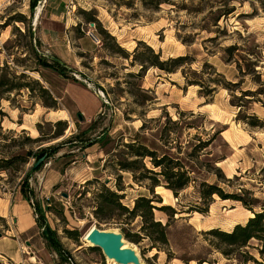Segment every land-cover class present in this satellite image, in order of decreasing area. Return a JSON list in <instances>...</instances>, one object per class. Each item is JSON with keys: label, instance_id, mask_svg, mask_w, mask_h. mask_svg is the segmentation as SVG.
Segmentation results:
<instances>
[{"label": "rangeland", "instance_id": "374dc122", "mask_svg": "<svg viewBox=\"0 0 264 264\" xmlns=\"http://www.w3.org/2000/svg\"><path fill=\"white\" fill-rule=\"evenodd\" d=\"M34 1L31 9V0H0V25L14 15L24 16L40 42V53L48 60L56 58L63 63L66 73L61 77L41 70L43 79L30 73L50 91L57 102L56 110L44 108L26 92L14 100L27 107L26 112L12 108L8 101L1 102L0 158L24 155L28 150L35 152L71 135L89 139L83 146L102 137L104 142L84 148L68 144L29 176V188L34 191L35 199L43 207H52L50 212L43 210L45 220L71 261L68 258L63 261L55 253L42 249L41 243L45 245V241L36 225L31 233H38L37 236L29 239L27 245L21 238L12 247L11 235H16V225L10 208L22 200L21 180L35 160L29 157L25 165L15 163L8 170L0 171V251L15 256V261L0 257V264H108L101 252L87 247L82 238L92 227H121L113 221L100 222L94 217L92 193L103 183L112 191H116V183L121 184L124 190L118 194L122 195L121 203L129 209L137 198L153 197L146 187L133 183L129 173L117 172L107 165L117 145L133 139L159 152L174 154L178 150L182 158L199 141H210L197 159L188 162L195 181L177 198L163 187L155 188L154 195L162 203L154 205L170 206L176 214L169 218L164 212L153 211L154 220L167 225V245L151 248L147 239L139 244L127 240L138 249L141 260L146 264H238L212 249L205 233L212 229L231 231L235 225L244 224L251 213L240 203L222 201L217 196H213L204 214L186 211L191 207L203 208L197 194L201 182L217 185L225 194L246 191L264 204V129H252L236 121L238 109L230 105L227 91L219 88L212 98L206 99L198 94L199 87H185L180 71L165 74L149 68L140 78L137 76L139 65L131 62L137 43L142 42L155 54L159 53L161 60L187 56L193 70L206 62L225 80L240 82L241 91H254L258 84L252 82V77L240 76L235 64H225L220 57L224 56L223 48L237 45L240 57L257 61L255 71L264 86V2L237 0L234 11L214 27L221 9L220 0H205L204 12L197 16L184 10L187 7L193 11L196 0H165L170 4L163 3L158 8L151 1L143 0ZM202 26L209 32L198 29ZM14 27L21 32L25 30L21 23H15ZM12 29V24L6 28L0 26V48L12 40L19 48L18 53L13 49L14 57L25 58L27 40L16 33L13 35ZM100 30L114 41L102 37ZM90 33L100 40L98 46L92 43ZM116 45L129 59L114 54ZM3 59L0 55V60ZM236 61L244 69L238 57ZM100 107L101 111L94 116ZM79 113L81 121L77 117ZM248 113L264 119V107L260 104L249 105ZM167 117L179 121L176 133L170 136L174 142L160 134ZM57 121L67 124L61 139L26 142L27 137H39L37 124L48 135L55 129L47 123ZM219 131L222 132L217 134ZM146 163L150 167L147 160ZM215 169L227 181L219 179ZM86 181L92 183L87 186ZM32 219L35 221L34 214ZM139 225L140 219H136L129 228L138 231ZM64 230L78 231L77 242L69 239ZM250 245L253 248L248 251L258 259L254 250L256 242Z\"/></svg>", "mask_w": 264, "mask_h": 264}, {"label": "trees", "instance_id": "16d2710c", "mask_svg": "<svg viewBox=\"0 0 264 264\" xmlns=\"http://www.w3.org/2000/svg\"><path fill=\"white\" fill-rule=\"evenodd\" d=\"M143 1H151L155 4V8H158L159 5L163 3L170 4L165 0ZM196 1L197 3L193 11L184 7V10L195 16L203 14L204 9L202 6L205 0ZM259 1L264 2V0ZM235 2H237V0H220L221 9H219V16L214 20L212 26L217 27V23L221 18H226L234 11ZM30 5L31 9H33L35 1L31 0ZM15 23L23 24L25 30L21 32L17 27H14ZM10 24L13 25V35L16 33L17 36L25 38L28 46L25 51V58L20 59L15 58L14 53H12L13 49H16L17 53L19 51V48L16 45H13L14 42L12 40H7L2 45V48H0V55L4 58L3 60H0V116H3L1 108V102L3 100L10 102L12 108L19 109L21 112H26L28 110L24 105L18 104L14 101L22 92H26L29 97L35 98L44 108L56 110L57 102L51 95L50 91L44 87L40 80L33 79L30 76V73H36L34 74L36 78L40 76V78L43 79L41 70H49L63 77L66 73L65 66L61 65L56 58L48 60L40 53V42L33 37L32 29L27 25L24 16L20 14L14 15L9 22H5L0 26L1 28H6L10 26ZM198 29L209 32V30L204 29L203 26ZM99 34L102 37L114 41L113 37H110L105 31L100 30ZM141 48L143 50H141ZM222 51L224 56L220 57L221 61L229 65L235 64L240 76L252 77V82L258 84L257 89L254 91H241L240 87L242 84L240 82H230L225 80L222 74L217 73L216 69L206 62L199 68L193 70L189 66V58L187 56L161 60V55L159 53L155 54L150 47L142 42L137 43V46L133 51V62H131V64L135 63L139 65L137 76L140 78L149 68L157 69L165 74H173L180 71L185 87H199L198 94L206 99L212 98L219 88L223 89L230 95V105L238 109L236 121H240L252 129H264V119L261 120L254 114L248 113L249 105L253 103L260 104L264 107V86L260 82V74L255 71L257 61H250V59L240 57V48L237 45H230L223 48ZM114 54H117L124 59H129L130 57L117 45L115 46ZM146 55L148 57H146ZM237 57L244 63V69L239 65V61H236ZM178 122L179 121H171L170 118L167 117L166 124L162 126L160 134L163 135L164 138L171 140L170 136L176 133V129L179 126ZM47 124L52 126L55 130L48 135H45L41 131V125L37 124L36 130L39 133V137L35 139L27 137L25 139L26 142L36 143L53 141L61 139L64 136V132L67 129V124L64 121ZM169 124L170 126L168 127ZM187 126L188 128H191L190 125ZM143 128L144 126L141 127V129ZM1 131L2 127L0 125V134ZM24 132L25 131L22 130V133ZM221 132L222 131H219L217 134H220ZM79 137L80 136L71 135L67 138H63L54 145L38 148L35 152L28 150L24 155L16 154L11 155L10 157H1L0 171L8 170L15 163L25 165L28 163L29 157H32L35 160V163L43 158V161L33 170V172H37L62 147L72 144L74 145L73 147L77 148V145L83 146L85 143L84 141L89 140H81ZM103 142L104 139L102 137L97 141L87 142V146L81 148L89 147L96 143H101L103 145ZM171 142H174V140H171ZM209 144L210 141H199L197 144L193 145L190 151L182 158L180 157L181 152L178 150L174 154L166 151L159 152L156 149L149 148L147 145L136 139H133L128 143L121 142L117 145V148L115 149L116 153L111 155V160L107 162V165H111V167L117 172L129 173L133 183L146 187L153 197H139L134 201L133 207L129 209L121 203L122 195L118 194L124 190L121 184H115L116 191H112L106 187L104 183L100 184V189L92 193L94 200L92 212L94 217L100 222L113 221L114 223L119 224L121 232L131 243L139 244L144 239H147L151 248H155L159 245H167V225H162L160 222L155 221L153 211L157 210L164 212L169 218H172L176 214V211L170 206L156 207L154 203L161 204L162 201L157 195H154V190L157 187H163L164 189L169 190L172 195L177 198L181 191L185 190L195 181L193 178V170L188 166V162L191 159H197L199 153L207 148ZM146 160L150 167H147ZM191 162L194 163L193 160ZM215 171L219 179L227 181L219 169H215ZM29 172L26 173L21 180L20 194L22 200L27 202L33 209L36 226H39L41 230L46 250L50 253H55L63 261H66L67 258L68 261H71V258L67 257L66 253L62 251L61 243L56 233L50 229L45 220V212L43 210L46 208L45 210L50 212V208L52 207L48 205L45 207L41 206L40 202L35 199L34 191L29 188ZM118 179H120V176H118ZM95 182L98 183L97 181ZM91 183L92 181H86L85 185L88 186ZM241 192V194H225L217 185L201 182L198 184L197 194L203 208L191 207L186 213H206L208 207L213 201V196H217L222 201L230 200L240 203L244 209L252 214V217H249L244 224L235 225L231 231L212 229L207 231L205 235L209 237L210 247L218 251L228 260L234 259L238 264H247L249 262H252L253 264H264V204H261L259 200L251 197L248 192ZM58 212L61 211L59 210ZM136 219H140V225L138 226V231H133L129 226ZM64 233L69 239L77 242L79 237L78 231L64 230ZM251 242H256L257 244L254 247V250L257 252L258 259L248 251L249 248H253L250 245Z\"/></svg>", "mask_w": 264, "mask_h": 264}, {"label": "water", "instance_id": "95a60500", "mask_svg": "<svg viewBox=\"0 0 264 264\" xmlns=\"http://www.w3.org/2000/svg\"><path fill=\"white\" fill-rule=\"evenodd\" d=\"M33 37L35 38L34 33ZM59 63L64 66L60 61ZM77 117L80 121L82 120L81 114H78ZM42 161L43 158L34 164L29 172V176ZM63 196L67 197L66 195ZM83 237V242L88 244L87 247L99 250L108 264H146L141 260L138 249L127 241L120 229H99L92 227Z\"/></svg>", "mask_w": 264, "mask_h": 264}, {"label": "crops", "instance_id": "0c3cea01", "mask_svg": "<svg viewBox=\"0 0 264 264\" xmlns=\"http://www.w3.org/2000/svg\"><path fill=\"white\" fill-rule=\"evenodd\" d=\"M100 111H101V107L98 108V111L94 114V116H96ZM10 214H12L13 217L15 218V225H16V231H15L16 235H11V238H12L11 240L14 244V245H12V247L14 248L16 242H18V240L21 238L25 239L24 242L27 245V241L29 239L34 238L35 236L38 235V233H34V234L31 233L34 230L33 226L36 225V222L33 221V219H32V214H33L32 208L30 207V205L27 202H25L23 200H18V202H16L15 204H13L11 206ZM19 224L21 227L20 229L18 228ZM41 245H42V249L46 250L45 245H43V243H41ZM12 247H10V248H12ZM39 249H41V248H39ZM0 257L7 258L11 261H15L14 260L15 256H11L10 254H7L6 252L0 251Z\"/></svg>", "mask_w": 264, "mask_h": 264}, {"label": "built area", "instance_id": "2783aa9c", "mask_svg": "<svg viewBox=\"0 0 264 264\" xmlns=\"http://www.w3.org/2000/svg\"><path fill=\"white\" fill-rule=\"evenodd\" d=\"M90 38H91L92 43L95 46H98L100 44V40L97 39V37H95L92 33H90ZM20 264H22V263H20Z\"/></svg>", "mask_w": 264, "mask_h": 264}, {"label": "bare ground", "instance_id": "6f19581e", "mask_svg": "<svg viewBox=\"0 0 264 264\" xmlns=\"http://www.w3.org/2000/svg\"><path fill=\"white\" fill-rule=\"evenodd\" d=\"M251 217H252V214H251ZM82 240L84 241V237L82 238ZM87 246H88V244L87 243H85Z\"/></svg>", "mask_w": 264, "mask_h": 264}]
</instances>
